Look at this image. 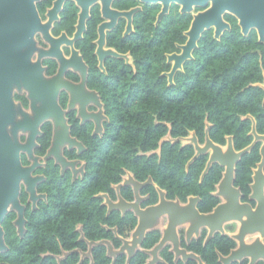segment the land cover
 Here are the masks:
<instances>
[{
  "label": "flooded vegetation",
  "instance_id": "obj_1",
  "mask_svg": "<svg viewBox=\"0 0 264 264\" xmlns=\"http://www.w3.org/2000/svg\"><path fill=\"white\" fill-rule=\"evenodd\" d=\"M25 1L28 3V0ZM104 1L94 0L90 4L86 2L89 8V17L85 21V29L81 31V37L77 39L67 42L47 40L41 31L35 32L36 50L33 51L31 60L35 61L39 58L43 67L42 76H55L53 84L59 85L56 101L62 115L61 118L54 120L58 116L54 110L40 123L41 134L35 137L37 145L33 149V154L37 157L36 160L30 159L25 152L20 154L22 165H30L32 169L24 176L25 178L20 179L18 195L20 209L9 210L1 223L4 235L6 224L7 228H11L14 235L21 240L29 230L28 225L31 226L30 235L33 237L34 249L31 251L33 255L28 264H98L94 256L99 249L103 251L104 257L108 260L106 264H169L163 254L171 258L172 264H199L197 257L201 264H207L196 252L198 248L196 244L201 242V247L208 245L209 251L213 242L229 240L233 245L228 253L222 254L215 250L219 264H224L219 260L220 255L225 258L234 251L238 252L234 254V259L228 264H250L251 259H253L252 264H264V259H261L264 257L260 256L256 259L242 252L245 248L261 249L264 244V237L261 242L257 238V234L246 235L243 230L250 221L258 220L256 224L258 225L261 220H264L263 215L260 214V211L264 210V71H262V81L254 83L263 92L259 102L263 109L255 114L238 115L240 121L249 123L250 129L246 136L251 138L250 142L240 149H236L234 145L233 148L235 151H239L250 144L252 146L235 163L230 185L218 186L224 176L225 167L216 163L222 169L218 182L214 184L212 190L208 191V195L216 200V204L210 210L206 212L199 210L200 195L187 194L184 199L175 195L170 198L166 188L160 187L150 175L140 180L128 169L124 170L119 182L111 184L109 192H97L91 195L88 202L75 198L81 188V182L87 177L88 144L94 140L98 147L105 136L106 127L110 124V111L114 107H119L118 103H114L117 94L116 89L112 86L113 81L117 80L120 75L131 79L137 73L131 37L134 31V16L143 8L147 11L148 6H160L158 3H144L140 0H135L134 4V0ZM95 2H100V4ZM6 3L10 4L11 1L6 0ZM16 3H20V1L16 0ZM53 3L54 0H35L42 23L48 22V14L53 8ZM132 8L138 9L131 15L132 28L127 31V17L118 15V12H126ZM6 9L10 10L11 8ZM72 9L75 11L71 19L67 20L66 15H69L68 12ZM19 10L23 11L21 8ZM198 10L201 8L196 7L194 11ZM79 11L80 6L75 0H64L54 16L49 19L51 21L47 27L51 36L58 38L64 33L68 39H72L76 31ZM229 15L236 19V25L240 29L237 18L226 11L223 14V19L228 22L230 29L232 25L228 19ZM72 21L74 22L72 23ZM89 22L93 38H89L88 35ZM158 23L154 22V25L156 26ZM100 25H104L103 40L99 39ZM146 26L147 21H144L143 27ZM230 29H224V31ZM208 30L213 31V27L210 26ZM251 30L256 32L255 28H251L249 32ZM257 41L264 45V41H259L258 36ZM111 50L118 55L109 53ZM42 52H47L49 55L41 56ZM145 52L146 49L142 56H145ZM174 52L179 53L180 49L178 48ZM60 54L65 58V62L58 71L60 64L57 56ZM164 73L162 72V75H165ZM35 80L39 79L36 78V73L31 71V64L26 65V70L18 76L15 82L7 84H11V90L5 91V79L0 76V109L2 110L0 123L4 126L5 122L15 124L18 121L17 136L21 142L25 141L28 136L27 131H23L22 128L33 124L32 121L25 118V115L32 117L29 95L31 90L36 89L37 82ZM41 83L42 81L38 82V84ZM8 91H10L12 105L6 103ZM50 105L52 106V104ZM6 111L7 114H9L8 111H11L12 120L10 117L3 120ZM54 121H60L57 127L62 125L65 127L59 135L61 143L57 145H53ZM19 122L23 126H20ZM253 126L255 134L252 132ZM210 128L211 124L208 123V136ZM168 133L170 134V128L158 140V147L155 150L151 152L139 150L135 155L144 156L146 159L153 154L159 156L164 142L177 143L179 148L190 146L194 154L193 143H184L180 139L173 138L171 134L172 139H177L175 142L164 139ZM229 137L233 144V136L225 135V144L219 145L226 146ZM43 139L46 140L47 145L41 152L40 140ZM209 139L212 140L210 136ZM198 142L202 144L204 140L202 142L198 140ZM211 153L212 150L208 149L207 153L199 156L205 155L209 159ZM244 155L246 156L244 157ZM238 163H242L241 171L236 173ZM246 163L247 171L244 170ZM189 165L185 164L187 172ZM201 174L202 172L199 175V182L202 180ZM182 186L186 187L187 184L183 183ZM62 190L65 191L64 201L69 204L59 208L58 205L62 202L58 198ZM160 191L164 192L165 200L162 201L165 203L177 202L180 206L185 207L191 200H195V207L201 213H212L216 206L229 202L231 212L236 216L233 218H237L232 224L237 223V228L235 226L236 230L228 233L226 226L229 223H225L222 226L223 232L212 229V234H210V227L200 228L201 226H199L197 232L193 230L194 227L193 231L189 233V225L193 224L190 220L179 222L175 225L174 234L168 231L166 235L171 207L168 205L154 209V206L160 203ZM69 195L72 198L67 199ZM137 197L140 200L137 201ZM242 204L247 206V209H244ZM20 212L22 216L19 215ZM220 220L221 214L217 223ZM240 221H242L241 224ZM139 222L152 224L143 232L140 242H138V237L142 233H136ZM257 228L253 232L263 236ZM152 232H157L159 237L155 243L148 246L147 235ZM164 235V242L158 246ZM238 238L243 239L244 246L241 247ZM154 249L156 252L153 253ZM7 250L8 246L0 253ZM181 250H185V253H182ZM183 254L190 255L185 257ZM21 260L22 255H20ZM0 262L5 261L0 260Z\"/></svg>",
  "mask_w": 264,
  "mask_h": 264
},
{
  "label": "trees",
  "instance_id": "obj_2",
  "mask_svg": "<svg viewBox=\"0 0 264 264\" xmlns=\"http://www.w3.org/2000/svg\"><path fill=\"white\" fill-rule=\"evenodd\" d=\"M159 9V5L148 6L147 11L143 8L134 16L131 37L137 73L131 79L120 75L113 81L117 94L114 103L119 107L110 111V124L98 147L94 140L88 144L87 177L81 182L79 198H75L88 202L97 192H109L111 184L119 182L124 170L128 169L140 180L150 175L160 187L166 188L170 198L200 195L198 208L206 212L216 204L208 191L218 182L221 166L212 164L199 182L207 158L199 156L189 165L188 172L185 171V164L193 154L190 146L179 148L177 143L164 142L160 155L153 154L147 159L135 153L155 150L158 140L169 128L173 138L186 137L194 131L202 142L206 122L211 124L209 136L214 142L225 144V135H232L236 149L247 145L251 139L246 136L250 126L248 121H240L238 115L255 114L263 109L259 103L263 92L254 83L263 79L264 45L257 41L254 30L243 35L236 19L229 15L231 29L225 30L218 39L214 38L212 30H205L192 51L193 58L183 63L182 70L175 73L173 83L169 85L167 77L162 75L171 67L166 62V55L177 51V45L186 41L183 33L192 17L180 13L179 6L171 4L169 12L155 26ZM74 11L68 12L67 20ZM144 21H147L146 27H143ZM88 24L89 38H93L90 22ZM145 49V56H142ZM40 142L42 152L47 142L45 139ZM241 164L236 165V173L241 171ZM244 170H248L247 163ZM183 183L187 186L183 187ZM64 195L65 191H60L58 199L62 203L59 208L69 204L64 201ZM70 198L69 195L67 199ZM28 228L26 236L20 240L5 224L4 239L8 250L0 253V260L10 264L29 263L34 245L30 235L32 228L30 225ZM158 237L157 232L149 233L147 245L151 246ZM232 245L230 240L216 241L208 251V245L204 248L199 242L196 252L207 264H219L215 250L226 254ZM163 255L172 264L171 258ZM94 257L98 264L108 261L100 249Z\"/></svg>",
  "mask_w": 264,
  "mask_h": 264
},
{
  "label": "water",
  "instance_id": "obj_3",
  "mask_svg": "<svg viewBox=\"0 0 264 264\" xmlns=\"http://www.w3.org/2000/svg\"><path fill=\"white\" fill-rule=\"evenodd\" d=\"M11 3H6V0H0V76L5 79V91L11 90V84L8 83L15 82L19 75H21L26 70V65L31 64V71L36 73L35 80L37 82L36 89L31 90L29 98L31 103V113L32 117L25 115V118L33 123L35 126L26 125L22 128L23 131H27L28 136L25 141L21 142L18 139V121L17 123L12 124L5 122L4 126L0 123V251L7 249V245L4 239V231L2 228V221L4 216L9 210L20 209V203L18 199L19 189H20V179L26 176L32 167L30 165L23 166L20 159L21 152L27 153V156L33 161L36 160V156L33 154V149L37 145L36 136L40 135L39 125L44 121L49 114L54 110L57 112L58 116L54 118H61L62 111L57 104L56 98L58 94V86L53 84L55 80L54 77H44L42 76L43 67L41 66L39 58L35 61L31 60L33 51L36 50L35 42V32L41 31L43 36L47 40H59V41H72L81 37V31L85 29V19L89 17V8H82L80 6V11L78 14V21L76 24V31L72 39H68L63 33L58 38H53L49 33L50 21L42 23L38 15L35 0H28V3H25V0H17L20 3H16V0H10ZM57 0H54L53 7ZM61 0L58 4V8L61 7ZM144 3H158L160 4V10L157 13L155 23L159 22L163 15L169 12L171 4H176L179 6L180 13H187L192 15L190 25L184 35L186 36V41L183 44H179L178 48L180 52H172L166 55V62L171 64L170 70L164 74L167 76L168 84L173 83V76L178 70H182L183 63L186 60L192 59V51L197 47V41L199 40L201 34L210 28L213 27V36L215 39H218L224 29H230L228 22L223 19V14L227 11L230 14L234 15L240 26V31L243 35H247L251 28L256 29V34L259 41H264V0H140ZM185 1V2H184ZM4 7V8H3ZM196 7L201 8V10L194 11ZM6 8H11L10 10ZM21 8L23 11H20ZM106 8V7H104ZM13 9V10H12ZM25 9H27L25 11ZM138 8H132L126 12H118V15H124L127 17V31L131 30V20L132 13ZM103 11V10H102ZM58 18L57 15H55ZM47 27V28H46ZM104 25L99 26V39L103 40ZM42 29V30H41ZM73 53V52H72ZM109 53L113 55H118L113 50ZM48 56L47 52H44L41 56ZM57 60L60 64L58 71L62 67V64L65 62V58L62 54L57 56ZM31 62V63H30ZM58 73V72H57ZM41 84H38V82ZM51 90V91H50ZM6 103L12 105V100L10 96V91L6 96ZM52 104V106L50 105ZM1 109H0V122H1ZM6 111L4 119L12 120L11 111ZM53 119V118H52ZM28 120V121H29ZM60 122V121H59ZM58 121H54V140L53 145L61 143L59 135L62 133V130L65 127L62 125L57 127ZM20 126H23L19 122ZM3 129V130H2ZM252 132L255 134L254 126ZM164 139H170L172 142H175L177 139L182 140L184 143L191 142L194 146V154L187 161L186 166H188L192 161H194L200 154L207 153L208 149L212 150V153L207 159L205 166L203 168L202 177L208 172V169L212 163H218L221 166L225 167V172L223 178L220 180V186L230 185L232 182L233 172L235 168V163L240 159L241 155L250 149L252 144L246 148L235 151L231 138H228L226 146H221L212 140L208 136V123L206 122L205 127V138L204 142L200 144L195 135L194 131L190 132L189 136L181 137L177 139H172L168 133ZM25 178V177H24ZM137 201L140 200L139 197L136 198ZM162 200H165L164 192L160 191V203L159 205L154 206V209L160 207H171V216L169 218L168 225L166 227L165 234L170 231L174 234L175 225L179 222H188L191 220L193 224L189 225V233L193 230L198 231V227L206 225L208 223V217L212 214L219 213L221 214V220L218 222L217 226L210 228V234L213 230H219L223 232V222L227 218L236 217L231 208L229 207L230 203L226 202L216 206L212 213H201L195 207V200L185 206H180L177 202L165 203ZM122 201V199H121ZM136 201V202H137ZM228 201V200H227ZM136 204V203H135ZM244 209H247V206L241 205ZM250 213V212H249ZM22 216V213H19ZM151 223V222H150ZM242 221H240V224ZM208 225V224H207ZM152 224H147L139 222L137 226L136 233H142L138 237V242L141 241L143 232L151 227ZM195 227V228H194ZM194 228V229H193ZM193 229V230H192ZM213 229V230H212ZM135 233V234H136ZM164 237L160 240V244L164 242ZM239 244L244 246L243 239L238 238ZM256 245V243H255ZM156 252L155 249L152 251ZM179 252V251H178ZM182 253H185V250H181ZM238 251L232 252L229 256L223 258L220 255V261H223L224 264H228L229 261L234 259V254ZM185 257L189 256L183 254ZM200 263V259L197 257ZM253 263L251 259L250 264ZM0 264H10L7 262H0Z\"/></svg>",
  "mask_w": 264,
  "mask_h": 264
},
{
  "label": "bare ground",
  "instance_id": "obj_4",
  "mask_svg": "<svg viewBox=\"0 0 264 264\" xmlns=\"http://www.w3.org/2000/svg\"><path fill=\"white\" fill-rule=\"evenodd\" d=\"M60 1L61 0H57L56 1V3H55V5H54V7L52 8V10L50 11V13L48 14V17H49V19H51L53 16H54V14H55V12L57 11V9H58V4L60 3ZM75 1H79V4H80V6L82 7V8H85L86 6H88L87 5V3L88 4H90L92 1H94V0H75ZM106 1H109V0H105L104 2H106ZM87 2V3H86ZM103 2V3H104ZM185 2V1H184ZM87 8V7H86ZM87 19V18H86ZM86 19L84 20V21H86ZM212 26V25H211ZM41 54H43V52L41 53ZM61 73H62V71L60 72V74H59V76H58V78L60 79V76H61ZM33 126H35V123H33L32 124ZM31 125V126H32ZM261 213L260 214H262L263 215V219H264V210L263 211H260ZM219 218H220V214L219 213H215V214H212L210 217H208V223H206V225H205V227H210V228H214L215 226H217V221L219 220ZM261 218V219H262ZM228 219H237V218H227V220ZM258 221V220H257ZM257 221H250V222H248V224L243 228V230H244V232L245 233H247V232H253L254 230H256V227H258L257 228V230H259V232L262 234V235H264V220H261L260 222H259V224L258 225H256L257 224ZM208 224V225H207ZM256 225V226H255ZM202 226H204V225H202ZM258 240V239H257ZM260 242V241H259ZM262 247L263 248H261V249H257L256 247H255V249H247V248H245L242 252H244L245 254H247L248 256H250V257H255L256 259H258L260 256L261 257H264V244L262 245ZM245 250H247V251H245Z\"/></svg>",
  "mask_w": 264,
  "mask_h": 264
},
{
  "label": "rangeland",
  "instance_id": "obj_5",
  "mask_svg": "<svg viewBox=\"0 0 264 264\" xmlns=\"http://www.w3.org/2000/svg\"><path fill=\"white\" fill-rule=\"evenodd\" d=\"M95 3H99L100 4V2H95ZM190 135V134H189ZM188 135V136H189ZM183 142V141H182ZM237 219H232V220H226V221H224L223 222V224H225V223H229V225H227L226 226V232H228V233H231V232H234L235 230H236V228H237V223H233L232 224V222H234V221H236ZM231 222V223H230ZM164 224H165V222H164ZM223 226V225H222ZM235 226H236V228H235ZM203 227H205V226H201L200 228H203ZM199 228V229H200ZM252 235V234H257V238H259V240L262 242V238L264 237V235L263 236H260V234L259 233H257V232H252V233H246V235ZM260 258V257H259ZM261 259H264V258H261Z\"/></svg>",
  "mask_w": 264,
  "mask_h": 264
},
{
  "label": "clouds",
  "instance_id": "obj_6",
  "mask_svg": "<svg viewBox=\"0 0 264 264\" xmlns=\"http://www.w3.org/2000/svg\"><path fill=\"white\" fill-rule=\"evenodd\" d=\"M158 10V9H157ZM67 54V53H66Z\"/></svg>",
  "mask_w": 264,
  "mask_h": 264
}]
</instances>
